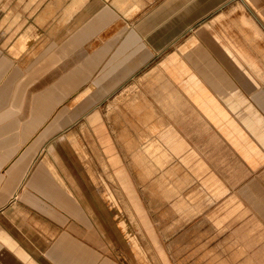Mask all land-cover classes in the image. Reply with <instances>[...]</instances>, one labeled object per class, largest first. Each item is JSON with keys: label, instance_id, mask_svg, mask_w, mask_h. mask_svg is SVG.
<instances>
[{"label": "crops", "instance_id": "obj_1", "mask_svg": "<svg viewBox=\"0 0 264 264\" xmlns=\"http://www.w3.org/2000/svg\"><path fill=\"white\" fill-rule=\"evenodd\" d=\"M114 214L264 264V0H0V264H126Z\"/></svg>", "mask_w": 264, "mask_h": 264}, {"label": "rangeland", "instance_id": "obj_2", "mask_svg": "<svg viewBox=\"0 0 264 264\" xmlns=\"http://www.w3.org/2000/svg\"><path fill=\"white\" fill-rule=\"evenodd\" d=\"M66 14H69L68 11H66ZM33 40L34 38L32 36L26 35L22 39L21 46L31 44ZM130 66L132 67V65ZM112 203L109 199L108 205L111 211L115 212ZM113 216L115 218V221L121 226L125 240H127L129 243L127 241L123 242V244L118 242L117 246L112 248L114 251H118L117 254H119V257L124 260L126 264H199V246H148L147 231L142 229L137 232V235H139L138 242L141 244L139 246L135 237L129 231L127 222L121 217V215L114 214ZM143 216L144 215L142 214L139 215L138 223L141 227L142 225H144ZM128 217L130 218V216ZM177 233L179 234L180 232L174 231L172 232V235L174 236ZM157 234H159L158 231ZM188 238L194 240L192 242H195V240H199L196 236V233L194 232H188Z\"/></svg>", "mask_w": 264, "mask_h": 264}]
</instances>
